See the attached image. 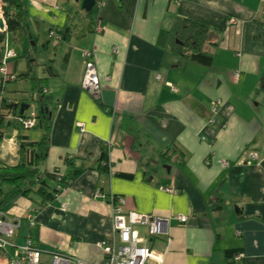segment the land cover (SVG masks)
<instances>
[{"label": "crops", "instance_id": "1", "mask_svg": "<svg viewBox=\"0 0 264 264\" xmlns=\"http://www.w3.org/2000/svg\"><path fill=\"white\" fill-rule=\"evenodd\" d=\"M20 2L25 27L13 40L38 54L21 73L6 61L27 88L5 89V96L18 101L14 115L34 111L48 123L36 133L22 132L7 112L3 139L20 132L33 142L46 138L48 172L63 174L82 164L86 170L38 212L36 197L15 200L13 216L2 212L9 219L34 216L32 227L21 222L15 243L29 239L35 248L105 264L97 244L113 242L109 197L115 196L124 212L176 226L168 232L164 264H264V0H104L90 12L81 9V0ZM176 18L208 26L204 51L214 58L211 66L160 43L161 31H181ZM98 23L101 31L95 32ZM50 31L65 38H49ZM86 51L100 81L97 99L80 86ZM165 152L170 159L161 160ZM102 154L107 172L95 169ZM251 154L258 160L247 166L241 158ZM65 158H72L70 167ZM234 172L243 173L238 190ZM162 187L176 194L162 193ZM177 215L186 223L178 225ZM226 251L242 258L228 262Z\"/></svg>", "mask_w": 264, "mask_h": 264}, {"label": "built area", "instance_id": "2", "mask_svg": "<svg viewBox=\"0 0 264 264\" xmlns=\"http://www.w3.org/2000/svg\"><path fill=\"white\" fill-rule=\"evenodd\" d=\"M104 0H97L95 7L97 9L102 8ZM2 4L0 1V8ZM0 20L4 23L2 12H0ZM99 23L95 27V32H100ZM49 38L58 40V37L49 32ZM6 47V46H5ZM117 52L115 49L113 50ZM82 57L86 59L85 70L81 80V89L85 91L91 97L97 99L100 94V81L97 75L91 58V53L83 52ZM13 51L5 49L2 60L0 61V92L3 93V86L15 80V75L7 68L6 60L14 57ZM240 79L238 72L233 73L232 82L237 83ZM168 86L171 85L168 83ZM3 98V97H2ZM6 100V101H5ZM2 100L0 96V102L5 101L10 105L13 102L10 99ZM220 105L219 100H215L211 105V111L215 115ZM19 121L24 129H31L35 126L37 116L32 113L24 119H20L19 116H13L10 120ZM210 123H214L211 119ZM77 127L83 131L84 125L78 124ZM12 140L8 143L12 144ZM107 148H111L112 145L108 142ZM15 148V147H14ZM258 160L257 155L251 154L241 158V161L249 166L252 162ZM220 166L228 168L231 165L226 161H220ZM240 163L239 165H244ZM206 165H209L206 162ZM237 164H233L234 167ZM162 193L176 194V191L169 187L160 188ZM99 196V195H97ZM110 205L112 208L110 222L113 232V242L106 243L100 241L97 245L102 250L105 257V264H164L166 256L170 250L168 232L170 229L175 228L170 223V219L153 217L148 214H141L136 212H124L121 209L123 200L121 198H114L110 196ZM30 227L34 225V216L29 214L26 217ZM187 218L184 215H177L175 221L178 225L186 223ZM21 220L9 219L2 212H0V261L9 264H88L77 257L64 254L61 252L46 251L33 247L29 239H26L22 245L15 243L16 232L19 229ZM142 230V233L138 231ZM242 255L235 256L236 259H241Z\"/></svg>", "mask_w": 264, "mask_h": 264}, {"label": "trees", "instance_id": "3", "mask_svg": "<svg viewBox=\"0 0 264 264\" xmlns=\"http://www.w3.org/2000/svg\"><path fill=\"white\" fill-rule=\"evenodd\" d=\"M1 4V11L6 23V32L13 36L17 34V32L21 33L20 31L25 27L23 23L25 13L22 9L20 0H1ZM167 11L169 14H172V11L168 9ZM174 22L178 24L177 26L181 31L178 32L175 31V28L168 27L161 31L159 37L160 43L164 46L167 45L171 52L178 54V56L186 60L188 59L192 62L201 64L204 67L211 66L214 58L212 55L208 54V52L204 51V45L210 38L208 26L203 23L181 18H176ZM184 22H188L189 25L185 26ZM173 26L176 27L175 24H173ZM53 33L58 37V42L62 41L66 35L65 33H56L55 31ZM5 37L4 34L0 33V45L3 43ZM1 57L2 55L0 54V58ZM48 68H52V66L50 65ZM18 77H20V75H15L14 82L18 80ZM32 91L33 94L35 93L36 95L40 93V91H37L36 87H34ZM10 100L12 102L14 101L12 99ZM16 104L18 103L16 102ZM6 109L7 112L10 113L14 111V106L7 105ZM15 116H19L20 119L27 117L20 115ZM36 116V124L31 129H24L19 121H14L13 119H11V121L14 122L17 129H21L22 132L35 129L40 125L44 128L45 124L48 123V119L45 117L41 118L37 114ZM22 132L15 136V162L7 163L0 161V212H3L5 206L11 203L13 204L18 198H31L29 197L31 194H34V197L38 199L37 203L39 204L36 207L37 210H35V212H38L54 200L63 190L68 188L72 182L86 170L83 164L71 168L70 162L72 161L70 160L72 158H65L66 164L70 167L66 172L61 174L58 169L48 172L44 168L48 151V145L45 141L46 138L33 142L27 135L22 134ZM3 134L4 132H0V142L3 140ZM161 155V160H165V158L167 160L170 159V155L167 157L166 152L164 154L161 153ZM95 169L100 172H107L110 170L107 154H102L99 164H97ZM119 177L131 179L130 176L126 175H119ZM49 182H51V184ZM114 198L119 197L114 196ZM239 254L240 253L235 251H226L224 258L229 262L230 259L235 260V256Z\"/></svg>", "mask_w": 264, "mask_h": 264}, {"label": "rangeland", "instance_id": "4", "mask_svg": "<svg viewBox=\"0 0 264 264\" xmlns=\"http://www.w3.org/2000/svg\"><path fill=\"white\" fill-rule=\"evenodd\" d=\"M3 20H4V18H3ZM21 22H22V20H21ZM163 27L166 28L165 25ZM0 33L4 34L6 36L5 38H7V40H6V50L9 49V50L14 51V53L17 56L15 59H12V60L9 58L8 63L18 64L19 65V69L18 70H19L20 73H21V71L26 70V65L28 63H31V65H34L33 60L36 58V55L38 53H34L33 52L34 50H31V47H30V45L28 43H26V42L24 43L21 40H19V41L13 40V35H11L10 33L6 32V31H1L0 30ZM0 47L3 48V46H1V45H0ZM3 53H4V50H3ZM8 63L6 64L7 65V68H10L11 69V65L9 66ZM38 71L39 70L37 69V71L35 73V76H39L38 75ZM11 82H14V81H10V84H7L6 83L7 85L4 88L3 95H5V89L8 92H13V91H17V90H21V89H26L27 88L26 87L27 86V82H25L24 79L19 80V77H18V80L16 82H14V83H11ZM48 83H49V81H48ZM0 96H1V99L2 100L10 99V98L7 97V95L6 96H3L4 99L2 98V95H0ZM5 101H4V103H5ZM16 102H18V101H16ZM16 102L13 101V103L10 104V106L11 105L12 106H15ZM5 108H7V106L2 105V109H5ZM14 113H15V111H11L8 116L11 118V117L15 116ZM32 113H34L36 115V113L34 111L29 112L28 115H30ZM6 129H7V125L6 124L3 123L2 125H0V132H6ZM36 131H37V129L35 128V129H32V130H29V133H36ZM14 139H15V136H13V137L6 136L0 142V161L7 162V163H13L14 160H16L15 159V155H16L15 154L16 153V141H14ZM9 140H13L12 144L11 143H8ZM49 183L51 184V182H49ZM95 196H96V194H95ZM29 197H31V198L33 197L34 198V194H31ZM109 201H110V199H109ZM13 209H14V207H13V204L11 203V204H9V205H7V206H5L3 208V212H4L5 215L13 216L12 215ZM110 216H111V214H110ZM20 220H21V222L22 221L23 222H27V224H28V221H27L26 217L24 219H20ZM109 220H110V218H109ZM138 232L139 233H142V230H139ZM97 247H98V245H97Z\"/></svg>", "mask_w": 264, "mask_h": 264}, {"label": "water", "instance_id": "5", "mask_svg": "<svg viewBox=\"0 0 264 264\" xmlns=\"http://www.w3.org/2000/svg\"><path fill=\"white\" fill-rule=\"evenodd\" d=\"M75 2H78L79 0H74ZM95 5V0H81V9L84 10L85 12H90L93 8V6ZM166 27V26H165ZM0 30H4V26H3V23L2 21L0 20ZM226 210L228 213H230V216H231V209L229 206L226 207ZM232 211L235 213V214H238V209L237 207H234L232 209Z\"/></svg>", "mask_w": 264, "mask_h": 264}, {"label": "bare ground", "instance_id": "6", "mask_svg": "<svg viewBox=\"0 0 264 264\" xmlns=\"http://www.w3.org/2000/svg\"><path fill=\"white\" fill-rule=\"evenodd\" d=\"M233 176H234V182H235L234 188H236L238 190L239 188H237V185L242 183V181H243V173L242 172H234ZM0 264H9V263L0 261Z\"/></svg>", "mask_w": 264, "mask_h": 264}, {"label": "flooded vegetation", "instance_id": "7", "mask_svg": "<svg viewBox=\"0 0 264 264\" xmlns=\"http://www.w3.org/2000/svg\"><path fill=\"white\" fill-rule=\"evenodd\" d=\"M0 95H2V97L5 96V95H3L2 92H0ZM2 105L7 106L8 104L3 103V102H0V121H1L0 124H2L4 122V120L6 119V117H7V109L6 108L5 109H2ZM15 106H17V104H15ZM15 106H14V108H15Z\"/></svg>", "mask_w": 264, "mask_h": 264}, {"label": "clouds", "instance_id": "8", "mask_svg": "<svg viewBox=\"0 0 264 264\" xmlns=\"http://www.w3.org/2000/svg\"><path fill=\"white\" fill-rule=\"evenodd\" d=\"M2 16H3V14H2ZM3 26H4V28H5V29H4V31H5V30H6V23H5V20H4ZM1 31H2V30H1ZM5 39H6V38H5ZM5 39H4L3 43L1 44V46H3V48H4V52H5V49H6V47H5V46H6ZM4 45H5V46H4ZM7 50H9V49H7ZM9 51H10V50H9ZM11 51H12V50H11ZM0 52H1V51H0ZM14 54H15V53H14ZM3 55H4V53H3ZM3 55H2V57L0 58V61L2 60ZM15 56H16V55H15ZM15 56H14V57H15ZM14 57H12V58H14ZM8 59H9V58H8ZM8 59H7V60H8ZM10 59H11V58H10ZM7 60H6V61H7ZM6 63H7V62H6ZM11 72H12V71H11ZM3 87H4V86H3ZM3 93H4V91H3Z\"/></svg>", "mask_w": 264, "mask_h": 264}]
</instances>
